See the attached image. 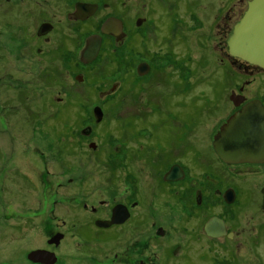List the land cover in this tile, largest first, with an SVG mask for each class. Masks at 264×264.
<instances>
[{
    "label": "rangeland",
    "instance_id": "rangeland-1",
    "mask_svg": "<svg viewBox=\"0 0 264 264\" xmlns=\"http://www.w3.org/2000/svg\"><path fill=\"white\" fill-rule=\"evenodd\" d=\"M73 1L14 0L13 5L18 6V10H28L30 14L17 11L18 18L9 19L13 24L7 23L6 18L0 22V264H32L27 259L28 252L43 246L56 252L57 264H136L139 258L155 264H264V234L254 238V245L249 239L251 232L264 224V213L259 207V186L264 184L263 171L258 174L263 177H255V197L250 196L247 187L241 188L238 201L230 207L218 205L219 196L214 194L217 188L209 187L211 189L205 196L207 207L199 211L200 220L195 215H185L180 207H175L173 213L166 208L164 212L158 208V218L150 219L154 224H148L150 231L144 232L135 243L132 241L134 236L107 245L104 241L76 235L77 224L89 222L91 217L89 207L83 208L82 202L98 205V200L102 198H118L123 182L119 181L117 175L122 168L121 156L118 152H112L119 140L116 125L120 120V92L113 94L115 103L105 102L104 133L101 137H94L98 144L97 151L93 152L87 147V138L74 141L79 136L77 133L70 134L63 129L59 134L52 129L55 124L64 127L66 123L76 127L81 118L79 109H82L77 102H86L84 108L90 110L92 102L95 104L102 100L95 90L86 89L84 92L85 86L76 85L70 80L68 87L56 85L58 82L53 79L40 82V58L53 53L58 31L65 33L71 28L70 24L61 22L62 19L67 20V16H60V13L72 9ZM112 1L117 2L118 6L117 0ZM147 1L124 0V4L110 9L131 18L150 11L146 6ZM189 1L157 0L158 8L155 6L158 13L167 10L168 13H163L170 17L172 31L169 38L176 41L172 50L176 53L181 49L189 52L188 67H194L201 50V59L198 60L200 68L191 71V79L195 80L190 82L188 92L197 96L230 92V89L236 88L240 77L231 75L235 69L226 61V41L232 23L246 6V0ZM106 12L108 10L97 18ZM225 12L234 14L231 21L222 18ZM43 19H51L59 24L57 32L51 33L48 41L32 36L38 21ZM27 30L31 31L32 37H27ZM200 41L202 45H199ZM40 45L45 50L42 55L35 52ZM137 56L146 58L148 55ZM119 76L120 72H117L104 80L112 82ZM174 77V82H177ZM157 88L166 90L161 85ZM177 88L182 89L178 83ZM255 88L258 92H264V78L250 85L247 92H254ZM72 89L78 92H71ZM58 98H62L61 103ZM222 103L221 111L210 118L212 121L226 116L228 108L226 102ZM8 106L13 113L8 112ZM27 175L35 178L34 185L30 180L22 184L21 176ZM227 180L234 181L239 187L247 185L248 175H228ZM23 190L30 194L28 201L25 196L21 197ZM210 214L229 217V226L235 237L205 238L201 231L202 223ZM193 224L197 233L191 236L189 233ZM158 226L164 229L163 236L155 235ZM55 230L64 233L57 249L47 243L49 231ZM115 254H118L117 258Z\"/></svg>",
    "mask_w": 264,
    "mask_h": 264
},
{
    "label": "flooded vegetation",
    "instance_id": "flooded-vegetation-1",
    "mask_svg": "<svg viewBox=\"0 0 264 264\" xmlns=\"http://www.w3.org/2000/svg\"><path fill=\"white\" fill-rule=\"evenodd\" d=\"M117 1L118 6L124 4V0ZM156 1H147L146 6L150 8L148 13L128 18L111 11L112 6L118 7L117 2L112 0H74L72 9L60 13V16H67V20L62 19L61 22L65 21L71 25V28L65 31L66 34L58 31L53 53L49 57L40 58L42 64L39 69L40 82L53 79L54 82H58L56 85L62 87H68L67 84L70 82L76 85L81 84L85 86L84 92L86 89H93L102 98L100 103L94 102L93 104L92 102L90 110L84 108L86 102H77L82 109H79L81 118L76 117L80 119L76 127L68 123L64 127L59 124L52 126V129L59 134L63 129L64 132L70 134L76 135L77 133L79 138L73 139L74 141L80 142L82 138L89 139L87 147L93 152L98 150L94 137H101L104 133L102 130L105 129V102L115 103L113 94L120 92V120L116 125L119 140L117 139V148L112 152H118L121 156L122 168L117 171L119 181L123 182L120 184L121 191H119L118 198H102L98 200V205L94 202H82L83 208L89 207V215L93 218L90 217L89 222L84 224H77L75 228L76 235L86 239L104 241L107 245L115 240L125 241L132 236H134L132 241L135 243L139 236L150 231L148 224H154L150 222V219L158 218L156 214L158 208H161L163 212L166 208L169 213H173L175 207H180L184 209L185 215H195L199 218L201 216L199 211L207 207L205 196L211 189L209 187L217 188L214 194L219 196L218 205L222 207H230L237 202L242 194L240 189L244 187H247L250 196L254 198L253 192L257 186L255 177H263V175H258L261 171L264 172L263 124L253 123V126L258 124L260 127L257 135L253 134L250 129L245 132L250 152L246 153L248 154L246 157L237 158V160L246 161L225 160L217 152L216 144L219 139L221 140L222 130L231 117L251 106L259 107L264 111V92H258L257 88L254 92H247L250 85L264 78V67L232 56L227 47L226 61L235 69L231 75L240 77L241 82L238 81L236 88L230 89V92L192 95L188 92L190 82L195 80V78L191 79V71L200 68L198 60L201 59V50L194 67H188L189 52L181 49V52L176 53L172 50L176 41L169 38V33L172 31L169 25L170 17L163 13L167 12L165 9L161 13L157 12ZM248 1L246 0V6L237 20L232 23L231 31L244 14ZM2 2L3 4L0 2V22L6 18L7 23L13 24L14 22L9 19L18 18L17 11L20 14L23 12L30 14L28 10H18V6L13 5L14 0ZM79 3L94 5L93 12L88 13L86 6L85 11H83L84 8H78ZM104 10L108 12L97 18ZM233 15L225 12L222 18L229 22ZM107 19H114L117 22L118 31L116 33L102 32V24ZM57 25L59 24L51 19L40 20L32 36L37 40L48 41L50 34L57 32ZM72 30L76 31L73 36H71ZM26 33L27 37H32L30 30ZM94 35L100 37L99 49L94 57H84L82 52L87 39ZM199 45H202L201 41ZM160 49L162 50L159 51ZM35 52L42 55L45 52L43 45L36 47ZM139 54L148 56L140 58L137 56ZM162 54L168 57H163L165 55ZM117 72H120V76L116 80L112 82L104 80L105 77H112ZM174 76L177 82H174ZM198 77L202 78L201 75ZM177 83L182 89H175ZM159 85L166 90L158 89ZM71 92H78V90L72 89ZM58 99L61 103L62 98ZM222 102H226L225 105L228 108L226 116L219 121H212L210 119L212 115L221 111ZM7 109L9 112L10 107L8 106ZM10 112L13 113V109ZM241 131V127L239 131L235 130L236 135L239 132L241 134ZM109 138L115 140L111 136ZM238 174L248 175L247 185L237 187L234 181L227 180L228 175L237 176ZM29 180L33 185L36 183L35 178L31 179L30 175L21 176L22 184L28 183ZM256 181L258 183V179ZM227 191L232 192L231 202L226 199ZM24 196L28 201L30 194L23 190L21 197ZM259 196V207L264 213L262 206L264 184L259 186ZM212 216L224 220L227 234L220 237L207 234L204 225ZM228 218L221 214H210L206 217L201 228L204 237L233 239L235 233L229 226ZM196 233L193 224L189 234L194 236ZM261 233L264 234V224L259 225L255 232H251L249 239L252 245H254V238ZM155 235L163 236L164 229L161 226L156 227ZM63 238L62 231H49L47 243L57 249ZM36 249L51 251L54 255V257L52 255L54 260L52 264L58 263L54 250L44 246L33 250ZM28 254L27 259L30 260ZM139 254L142 255L141 252ZM117 257L118 254H115V258ZM30 261L33 262L32 264L34 262L35 264H46ZM136 264H155V262L139 258Z\"/></svg>",
    "mask_w": 264,
    "mask_h": 264
},
{
    "label": "water",
    "instance_id": "water-1",
    "mask_svg": "<svg viewBox=\"0 0 264 264\" xmlns=\"http://www.w3.org/2000/svg\"><path fill=\"white\" fill-rule=\"evenodd\" d=\"M87 7V12L91 13L94 10V5L79 3L78 8ZM86 9L84 8L83 11ZM117 22L114 19H107L102 24L101 30L105 33H116ZM100 45V37L98 35L91 36L87 39L86 46L82 52L84 57L92 58L96 55ZM228 51L232 56H237L248 62L257 63L264 67V0H249L247 8L235 24L227 40ZM259 122L264 125V111L255 108V106L246 107L245 110L231 117L228 123L222 130V134L216 144L217 152L227 161L240 162L246 160H237V158L246 157V153L250 152L248 147V140L245 132L249 129L253 131V134L257 135L260 127ZM237 127V128H235ZM242 128L241 134L237 133L239 128ZM255 144L256 140L254 138ZM253 141V142H254ZM232 192H226L227 201H232ZM264 208V199L263 204ZM204 229L208 235L213 237H220L227 234L224 220L212 216L206 221ZM231 235V233H228ZM53 253L44 250L36 249L32 250L28 254V258L32 261L42 262L46 264H52ZM54 257V255H53Z\"/></svg>",
    "mask_w": 264,
    "mask_h": 264
},
{
    "label": "bare ground",
    "instance_id": "bare-ground-1",
    "mask_svg": "<svg viewBox=\"0 0 264 264\" xmlns=\"http://www.w3.org/2000/svg\"><path fill=\"white\" fill-rule=\"evenodd\" d=\"M51 252V251H50ZM33 263V262H32ZM34 264H35V262H34ZM37 264V263H36Z\"/></svg>",
    "mask_w": 264,
    "mask_h": 264
}]
</instances>
